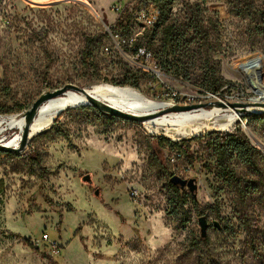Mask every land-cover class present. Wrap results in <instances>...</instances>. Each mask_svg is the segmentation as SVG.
Listing matches in <instances>:
<instances>
[{
  "label": "rangeland",
  "instance_id": "obj_1",
  "mask_svg": "<svg viewBox=\"0 0 264 264\" xmlns=\"http://www.w3.org/2000/svg\"><path fill=\"white\" fill-rule=\"evenodd\" d=\"M163 5L187 59L159 49L151 0H1L0 118H21L40 95L66 85L127 82L171 106L213 102L200 88L205 61L219 86L205 93L223 103L252 99L241 69L259 60L264 71V0ZM192 18L201 30H192ZM255 117L183 138L92 107L64 111L20 155L0 153V264H49L43 255L55 251L58 264H264V122ZM235 131L256 153L255 168L226 160L239 183L224 177L213 148L217 135ZM16 133L4 131L0 142ZM155 138L167 142L155 146ZM171 176L195 181L194 203L187 190L176 196Z\"/></svg>",
  "mask_w": 264,
  "mask_h": 264
},
{
  "label": "bare ground",
  "instance_id": "obj_2",
  "mask_svg": "<svg viewBox=\"0 0 264 264\" xmlns=\"http://www.w3.org/2000/svg\"><path fill=\"white\" fill-rule=\"evenodd\" d=\"M262 62L253 60L244 65L241 71L250 82V90L254 97L251 103H264V79ZM88 94L102 103L124 113L150 117L143 122L149 129H162L167 133L183 138L198 137L205 132L228 131L239 120V114L229 108L225 110H193L190 112L168 114L156 117L157 113L171 106L169 102L151 101L128 87H115L106 84L93 85L86 89ZM87 102L80 94L68 92L61 98H55L44 103L29 130L28 139L48 129L54 120L68 109L78 108ZM256 108H249L248 112H258ZM23 127L21 118H0V135L15 129L14 137L4 142V145L17 148L20 142V130ZM5 138V137H4Z\"/></svg>",
  "mask_w": 264,
  "mask_h": 264
},
{
  "label": "trees",
  "instance_id": "obj_3",
  "mask_svg": "<svg viewBox=\"0 0 264 264\" xmlns=\"http://www.w3.org/2000/svg\"><path fill=\"white\" fill-rule=\"evenodd\" d=\"M151 2L157 6L159 9V20L158 23L155 25L156 28H160V45L159 49L163 51L167 56H169L171 59L178 61L181 57L187 59L188 55H185L184 48L182 47V35L177 31L176 26L167 23L168 17L171 15L170 8L168 7L167 10H165L164 7L166 5H163L167 3V0H151ZM131 16L127 15L124 18V21H127ZM123 21L120 22V26L122 25ZM192 24V30L198 31L201 30L199 26L198 19L192 18L191 19ZM260 32V31H259ZM85 53L89 54V47H85ZM205 65L207 66V70L205 71V75L203 77V83L201 84L200 88L204 90L205 92L210 93H216L218 91V84L216 80L213 78V74L215 73L214 68L210 67L208 65V61H205ZM130 85L129 83H121V87ZM131 86V85H130ZM133 87V86H132ZM255 120H258L259 122H264V115H258L255 117ZM17 132V131H16ZM153 144L155 146H158L161 142H167L166 139L160 138V139H152ZM213 148L214 153L216 155V163L221 172L224 174V177L227 178L228 181L239 183L237 180H234L233 176L231 175L229 168L226 165L227 159H232L233 157L238 158L240 161H242L245 165H248L250 167L255 168V157L256 153L255 150L250 146L248 140L246 137L240 132L235 131L231 134H220L217 135L213 140ZM174 193L177 197H179L180 189L170 185ZM185 199V198H184ZM191 201L194 203L195 198L191 196ZM177 203V202H176ZM175 205L173 206V214H176L175 211ZM185 202L180 203V207L183 208ZM199 216L201 214L199 213ZM3 234V233H1ZM4 235V234H3ZM5 236L9 238H16L13 234H6ZM24 245H27L28 243L26 241L23 242ZM49 252L50 247L45 246L44 247ZM51 256H46L44 254V257H48L49 264H58L56 261H54V258L58 256V253L52 252L50 253Z\"/></svg>",
  "mask_w": 264,
  "mask_h": 264
},
{
  "label": "water",
  "instance_id": "obj_4",
  "mask_svg": "<svg viewBox=\"0 0 264 264\" xmlns=\"http://www.w3.org/2000/svg\"><path fill=\"white\" fill-rule=\"evenodd\" d=\"M68 92H72L73 94L83 95L87 103L80 107H92L101 114H105L111 117H116V118H119L125 121H131V122H136V123H143L150 118V117L136 116V115L121 112L119 110H116L108 106L105 103L100 102L99 100H97L96 98L88 94L87 90L84 88H79V87L72 86V85H66L62 87L61 89L55 90L53 92L43 93L42 95L39 96V98L36 101H34V103L31 105L29 110H27L21 117V119L23 120V127L20 130V142H19L18 147L17 148L7 147L4 144H2V142H0V153L20 155L24 151L29 141L28 136H29L30 127L33 124V121L35 120V118L37 117L41 106L49 100H52L55 98H61L65 96ZM207 108L208 109L216 108V109H221V110H225L229 108L231 110H234L237 114H239V116H248V115L258 116V115L264 114V103H261V104L251 103V99H250L246 103L209 102L205 104L190 105V106L172 105L168 107L167 109L162 110L161 112L157 113L156 117H160V116H164L168 114L190 112L193 110L207 109ZM249 108H256L259 111L249 113L248 112ZM82 182L89 184L90 183L89 176L85 175L84 177H82ZM168 183L172 186L179 188L181 191L187 190L193 196V198H196L195 193L197 190V186L195 185L194 180H183L177 176H171L168 180ZM95 195H97V192H95ZM198 225L200 228V235L202 238H204L206 236V231L208 227L204 217L198 218ZM213 226L216 227L215 224H213Z\"/></svg>",
  "mask_w": 264,
  "mask_h": 264
},
{
  "label": "built area",
  "instance_id": "obj_5",
  "mask_svg": "<svg viewBox=\"0 0 264 264\" xmlns=\"http://www.w3.org/2000/svg\"><path fill=\"white\" fill-rule=\"evenodd\" d=\"M37 1H52V0H37ZM156 14L158 15V12H156ZM130 16H131V14H130ZM3 19H4L3 13H2V11H0V24L3 21ZM203 94L205 95L204 100H214L213 102H222L223 103L222 99L220 100V98L218 97L217 94L213 95V94H209V93H205V92ZM192 101H194V100L192 99ZM46 240H48V236L44 234L41 236V239L39 241H37V243L39 244V243L44 242Z\"/></svg>",
  "mask_w": 264,
  "mask_h": 264
}]
</instances>
